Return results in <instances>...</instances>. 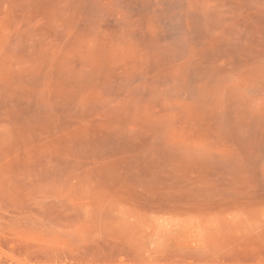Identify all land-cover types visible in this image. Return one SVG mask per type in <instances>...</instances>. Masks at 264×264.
<instances>
[{
  "label": "rangeland",
  "instance_id": "rangeland-1",
  "mask_svg": "<svg viewBox=\"0 0 264 264\" xmlns=\"http://www.w3.org/2000/svg\"><path fill=\"white\" fill-rule=\"evenodd\" d=\"M0 264H264V0H0Z\"/></svg>",
  "mask_w": 264,
  "mask_h": 264
}]
</instances>
